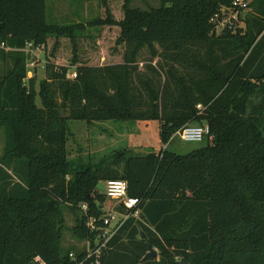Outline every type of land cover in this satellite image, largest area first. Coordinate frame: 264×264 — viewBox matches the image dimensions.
Returning a JSON list of instances; mask_svg holds the SVG:
<instances>
[{"label":"trees","instance_id":"trees-1","mask_svg":"<svg viewBox=\"0 0 264 264\" xmlns=\"http://www.w3.org/2000/svg\"><path fill=\"white\" fill-rule=\"evenodd\" d=\"M110 1L101 0L107 18L86 26H118L122 60L93 65L81 49L80 40L95 38L84 24L49 23L46 0H0V45L12 60L0 77V264H76L61 247L63 208L82 213L73 231L94 243L88 222L103 226L108 197L99 185L110 180L128 183L140 214L111 239L101 264H264V0L252 2L243 28L222 34L212 20L233 0H160L150 11L122 0L120 20ZM62 40L65 65L55 57ZM29 47L47 53L39 92L36 76L28 78ZM158 47L181 68L152 66ZM146 49L152 75L144 79ZM111 119L158 120L163 144L186 126L211 134L186 155L167 148L69 159V121ZM149 245L158 257L145 259Z\"/></svg>","mask_w":264,"mask_h":264},{"label":"rangeland","instance_id":"rangeland-1","mask_svg":"<svg viewBox=\"0 0 264 264\" xmlns=\"http://www.w3.org/2000/svg\"><path fill=\"white\" fill-rule=\"evenodd\" d=\"M47 1V19L49 23L61 26L86 24L97 18H107L106 9L102 8L101 0H46ZM122 0H111L109 2L112 16L120 20L123 17ZM161 6L160 0H134L131 7L150 11ZM252 12V9L249 13ZM86 33L94 36V39L80 40L81 49L86 51L85 58L87 63L97 65L100 63L119 62L122 60L124 47L117 45V39L120 36L118 26H104L100 30L96 26H86ZM98 40H101L98 44ZM85 42V43H84ZM55 40L50 42V52L53 51ZM69 41L62 40L58 52L55 54L63 65L70 60ZM160 53L156 57L152 66L161 64L166 70L177 65L166 59L163 49L158 47ZM6 47L0 48V61L5 63L4 67L8 69L12 65V60L7 55ZM17 52V51H16ZM49 52V53H50ZM24 54L30 55L27 62L28 78L36 76V91L39 92V83L47 77L45 72L46 51H31L29 48L23 50ZM48 53V55H49ZM104 58V60H103ZM151 53L148 49L144 50L139 57L138 71L141 78L151 77V70L147 68ZM29 63V64H28ZM60 63V64H61ZM178 68H181L177 65ZM163 79V80H162ZM164 82V76L161 78ZM37 103L41 106L40 98ZM71 130L68 142L69 159H80L86 163L97 162L101 157L108 156L115 152L126 150L132 155H145L149 152L158 153L168 148L177 154L186 155L192 151L204 147L203 142H185L179 136H175L168 144L161 141L160 123L158 120H104L88 124L86 121H69ZM5 131L0 128V158L3 155L5 147ZM119 200L108 198L104 206V211L109 213ZM63 214L65 219V228L62 232L61 247L64 253L78 254L85 252L88 248V240L77 236L73 228L77 224V219L81 218L82 213L74 212L72 209L64 206Z\"/></svg>","mask_w":264,"mask_h":264},{"label":"built area","instance_id":"built-area-1","mask_svg":"<svg viewBox=\"0 0 264 264\" xmlns=\"http://www.w3.org/2000/svg\"><path fill=\"white\" fill-rule=\"evenodd\" d=\"M255 0H233L229 7L222 8L217 13L212 23L214 25V33L222 34L224 32H234L238 28L245 26V16L250 12V5ZM5 47L4 45H1ZM39 51L42 48L32 50ZM69 78H76L77 74L73 71L68 74ZM202 109V106H198ZM211 134V129L207 125H191L186 126L177 133V136L185 142H203L207 136ZM167 149V148H166ZM105 185L104 193L110 199L119 200L118 207L125 210L121 213L117 207L113 208L107 213L103 219V226L96 228L95 219H90L88 227L91 231H98L99 237L94 241L88 240V248L85 251L86 260L79 261L75 254H71L72 259L77 262L76 264H86L90 259H94L95 264H101L100 258L104 250L107 248L108 243L117 234L124 223L131 217H138L140 211L138 207L141 203L139 198L131 197L128 194V183L124 180H110ZM84 212L88 210L86 205L82 206ZM134 212V213H133Z\"/></svg>","mask_w":264,"mask_h":264},{"label":"water","instance_id":"water-1","mask_svg":"<svg viewBox=\"0 0 264 264\" xmlns=\"http://www.w3.org/2000/svg\"><path fill=\"white\" fill-rule=\"evenodd\" d=\"M29 57H30V56H29ZM63 116L66 117L65 115H63ZM99 189H100L102 192L105 191V185H104V183H100V185H99ZM143 238H144V239L146 238V235H145V234H143ZM150 257H152V258H156V257H158V251H157L155 248H153L151 245H149V252H148V254L145 256V259L150 258ZM177 264H187V263L184 262V261H178Z\"/></svg>","mask_w":264,"mask_h":264},{"label":"crops","instance_id":"crops-1","mask_svg":"<svg viewBox=\"0 0 264 264\" xmlns=\"http://www.w3.org/2000/svg\"><path fill=\"white\" fill-rule=\"evenodd\" d=\"M2 46L0 45V48H1ZM2 49H3V47H2ZM9 50H11V49H8V51ZM29 59H30V57H29ZM4 65H5V63L3 62V61H0V77H2L5 73H6V68L4 67ZM32 78V77H31ZM115 207H117V208H119L118 207V204H115L114 205V207L113 208H115ZM140 214V213H139Z\"/></svg>","mask_w":264,"mask_h":264}]
</instances>
